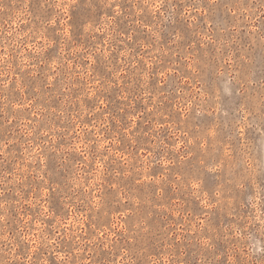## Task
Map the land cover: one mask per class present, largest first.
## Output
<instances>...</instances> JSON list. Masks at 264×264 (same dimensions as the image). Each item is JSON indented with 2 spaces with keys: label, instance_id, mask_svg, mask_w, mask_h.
Here are the masks:
<instances>
[{
  "label": "rangeland",
  "instance_id": "rangeland-1",
  "mask_svg": "<svg viewBox=\"0 0 264 264\" xmlns=\"http://www.w3.org/2000/svg\"><path fill=\"white\" fill-rule=\"evenodd\" d=\"M264 0H0V264H264Z\"/></svg>",
  "mask_w": 264,
  "mask_h": 264
},
{
  "label": "clouds",
  "instance_id": "clouds-1",
  "mask_svg": "<svg viewBox=\"0 0 264 264\" xmlns=\"http://www.w3.org/2000/svg\"><path fill=\"white\" fill-rule=\"evenodd\" d=\"M256 251H264V249L257 248Z\"/></svg>",
  "mask_w": 264,
  "mask_h": 264
}]
</instances>
